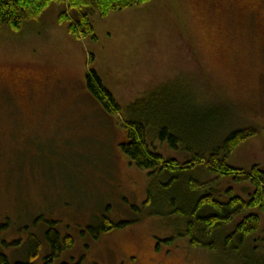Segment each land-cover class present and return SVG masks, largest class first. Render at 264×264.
I'll return each instance as SVG.
<instances>
[{
	"label": "rangeland",
	"instance_id": "rangeland-1",
	"mask_svg": "<svg viewBox=\"0 0 264 264\" xmlns=\"http://www.w3.org/2000/svg\"><path fill=\"white\" fill-rule=\"evenodd\" d=\"M212 8V0H152L93 19L94 33L76 38L55 4L18 35L0 32V252L10 264L25 262L36 238L43 248L34 262L46 264L45 235L55 221L75 245L53 264H241L251 248L264 260L263 213L260 231L234 253L191 246L176 216L144 209L149 172L122 151L120 115L107 112L87 87L94 54L95 70L122 106L145 95L151 102L157 93L178 96L201 116L226 105L223 130L252 123L258 129L230 163L264 168V53H254L241 35L229 38L221 8ZM213 121L209 137L223 124ZM154 144L180 161L189 157ZM234 186L243 196L252 188ZM104 215L130 224L95 239L89 227Z\"/></svg>",
	"mask_w": 264,
	"mask_h": 264
},
{
	"label": "trees",
	"instance_id": "trees-1",
	"mask_svg": "<svg viewBox=\"0 0 264 264\" xmlns=\"http://www.w3.org/2000/svg\"><path fill=\"white\" fill-rule=\"evenodd\" d=\"M152 0H0V32L18 35L32 22H39L43 13L52 5L63 6L59 21L67 26L69 34L83 38L94 33L93 19L105 17L114 10L140 6ZM95 55L88 58L86 81L89 92L104 109L118 114L122 119L127 139L121 143L122 151L139 168L149 172L150 187L143 208H157L155 214L174 215L183 224L181 236L190 245L217 251H241L247 240L262 227L260 213L264 214V168L259 164L237 167L230 158L243 143L258 133L255 124L225 127L229 117L226 105L205 112L180 104L178 96L155 94L151 102L147 97L138 98L129 106H122L115 95L104 85L94 68ZM153 92V91H151ZM181 97V96H179ZM223 122L217 135L209 137L208 130L214 119ZM211 131V130H210ZM169 145L174 151H185V161L167 156L156 150L155 140ZM215 177L216 179H214ZM228 182V184H226ZM249 184L251 191L243 196L234 185ZM236 183V184H235ZM141 213V209L133 206ZM242 214L229 233L225 227ZM96 228L90 226L95 239L101 232L122 228L130 222L115 223L108 215L97 219ZM133 221V223L137 222ZM45 239L50 248L46 264H53L62 252L73 248L75 239L62 235L51 222ZM43 244L36 238L35 246L28 252V259L17 264H35ZM242 256L241 264H264L254 248ZM0 264H10L0 252ZM67 264V263H62Z\"/></svg>",
	"mask_w": 264,
	"mask_h": 264
},
{
	"label": "flooded vegetation",
	"instance_id": "flooded-vegetation-1",
	"mask_svg": "<svg viewBox=\"0 0 264 264\" xmlns=\"http://www.w3.org/2000/svg\"><path fill=\"white\" fill-rule=\"evenodd\" d=\"M213 8L220 7L229 31V38L235 39L241 35L251 44L253 52L258 55L264 53V0H212ZM212 8V10H214ZM215 11V10H214ZM264 60V58H262ZM14 96L13 93H11ZM15 97V96H14ZM4 108L6 104L2 103ZM19 108V104H16Z\"/></svg>",
	"mask_w": 264,
	"mask_h": 264
}]
</instances>
